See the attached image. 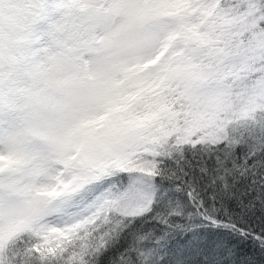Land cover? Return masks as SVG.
Wrapping results in <instances>:
<instances>
[{
  "label": "snow or ice",
  "instance_id": "6c2138e0",
  "mask_svg": "<svg viewBox=\"0 0 264 264\" xmlns=\"http://www.w3.org/2000/svg\"><path fill=\"white\" fill-rule=\"evenodd\" d=\"M0 264H264V0H0Z\"/></svg>",
  "mask_w": 264,
  "mask_h": 264
}]
</instances>
